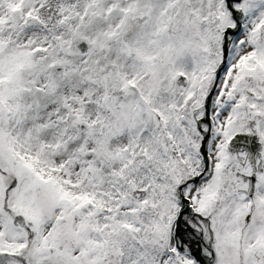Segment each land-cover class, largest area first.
<instances>
[{
  "label": "snow or ice",
  "instance_id": "snow-or-ice-1",
  "mask_svg": "<svg viewBox=\"0 0 264 264\" xmlns=\"http://www.w3.org/2000/svg\"><path fill=\"white\" fill-rule=\"evenodd\" d=\"M0 264H264V0H0Z\"/></svg>",
  "mask_w": 264,
  "mask_h": 264
}]
</instances>
